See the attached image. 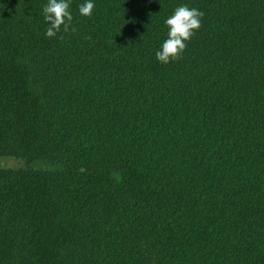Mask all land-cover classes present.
<instances>
[{"label": "trees", "instance_id": "1", "mask_svg": "<svg viewBox=\"0 0 264 264\" xmlns=\"http://www.w3.org/2000/svg\"><path fill=\"white\" fill-rule=\"evenodd\" d=\"M47 2L0 0V264H264V0Z\"/></svg>", "mask_w": 264, "mask_h": 264}, {"label": "clouds", "instance_id": "2", "mask_svg": "<svg viewBox=\"0 0 264 264\" xmlns=\"http://www.w3.org/2000/svg\"><path fill=\"white\" fill-rule=\"evenodd\" d=\"M72 0H48L43 7L42 14L48 27L45 35L48 38L56 37L58 33L78 32L73 26V14L71 10ZM96 5L93 0H86L79 5V13L82 16L91 17ZM205 13L196 7L181 5L174 14L166 19L165 24L169 31L167 39L162 43L161 49L156 52V59L163 64L179 61L188 47V43L202 27ZM90 39V37H87ZM63 39V37H61Z\"/></svg>", "mask_w": 264, "mask_h": 264}, {"label": "rangeland", "instance_id": "3", "mask_svg": "<svg viewBox=\"0 0 264 264\" xmlns=\"http://www.w3.org/2000/svg\"><path fill=\"white\" fill-rule=\"evenodd\" d=\"M2 165L9 168H17L23 165L22 160L15 157H6L2 159Z\"/></svg>", "mask_w": 264, "mask_h": 264}]
</instances>
